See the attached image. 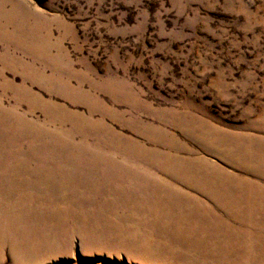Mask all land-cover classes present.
Masks as SVG:
<instances>
[{
    "label": "rangeland",
    "instance_id": "obj_1",
    "mask_svg": "<svg viewBox=\"0 0 264 264\" xmlns=\"http://www.w3.org/2000/svg\"><path fill=\"white\" fill-rule=\"evenodd\" d=\"M261 245L264 0H0V264H264Z\"/></svg>",
    "mask_w": 264,
    "mask_h": 264
},
{
    "label": "bare ground",
    "instance_id": "obj_2",
    "mask_svg": "<svg viewBox=\"0 0 264 264\" xmlns=\"http://www.w3.org/2000/svg\"><path fill=\"white\" fill-rule=\"evenodd\" d=\"M131 176H135L137 179H139V180H141L140 181V183L141 184H146L147 183V179H146V177L145 176H143L142 174H134V175H131ZM128 177V176H127ZM135 178V179H136ZM199 183H201L200 181H199ZM148 184V183H147ZM155 185H157L156 183H154ZM204 184V183H203ZM153 185V184H152ZM152 185H150V186H152ZM147 185H145L144 186V188L146 187ZM162 186L161 185H157L155 188H156V194L153 196L154 197V200H156V211L155 212H152L153 213V216H152V219L154 220V223L155 222H159V221H161V219H162V217H164V218H172V219H170L172 222H174L175 221V219H174V214H173V208H174V206H176L177 205V203H178V198H177V195H175V194H172L171 192H169L168 190H166L165 188H161ZM159 193H165L164 195H163V197H159V198H157L158 197V194ZM117 198V197H116ZM220 198V197H219ZM129 199V198H128ZM180 199V198H179ZM116 200V199H115ZM181 201H183V204H185L186 206H190L188 203L190 202V200H189V198L186 196V197H183L182 199H180ZM191 201L192 202H194V203H196L194 200H192L191 199ZM233 203H236V205H238L239 203H241L239 200H223V202H222V206L223 207H227L229 210H232L233 208L231 207L232 205L231 204H233ZM146 204V202L145 203H142V205H141V210H146V208L147 209H149V207L150 206H148V205H145ZM161 205H163L164 206V208L166 209L165 210V213H161L160 212V210H161V207H159V206H161ZM234 207V206H233ZM140 208V207H139ZM163 209V208H162ZM173 210V211H172ZM149 211H150V209H149ZM141 214H145V211H141ZM140 214V215H141ZM151 214V213H150ZM183 215H185V216H190V213H188V212H185ZM142 216V215H141ZM172 216V217H171ZM184 216V217H185ZM191 216L192 217H196L197 216V212L196 213H194V214H191ZM145 217V216H144ZM147 217V216H146ZM148 218V217H147ZM202 218V217H201ZM149 219H151L150 217H149ZM142 220V219H141ZM152 220V221H153ZM164 221V220H163ZM145 222V221H144ZM148 222V221H147ZM146 222V223H147ZM218 222V221H217ZM153 223V222H152ZM171 223V222H170ZM218 223H220V222H218ZM145 224V223H144ZM158 224V223H157ZM221 224V223H220ZM219 224V225H220ZM166 225V224H165ZM224 225V227H225V230L226 231H228V230H230L229 229V227H227L228 225H226V224H223ZM166 227V226H165ZM161 228V227H160ZM163 228V227H162ZM163 230V229H162ZM159 231V230H158ZM244 234H246V233H244ZM242 232H241V235H244ZM240 235V234H239ZM247 236V235H246ZM246 236H244V239L245 240H243V241H245V243H246V246H251V245H253V244H255L254 242H251L252 241V238L250 237V238H248V237H246ZM255 238H256V235L255 234H253V239L255 240ZM240 239H242V238H240ZM250 240V242H248ZM227 248V247H226ZM263 252H264V245H261L260 247H259ZM30 248H28V250H29ZM16 252L17 251H20V252H22V250H21V248L18 246V247H15V249H14ZM31 250H32V248H31ZM249 250H251V251H249ZM24 252L26 251V248L23 250ZM245 251H247V252H244V253H242V256H244V257H249V256H252L251 254H259V253H257V252H259L260 250H258L257 252H255V251H253L252 249H246ZM252 251L254 252V253H252ZM27 252V251H26ZM264 261V259H260V258H258V259H256L255 261H257V262H260V261Z\"/></svg>",
    "mask_w": 264,
    "mask_h": 264
}]
</instances>
